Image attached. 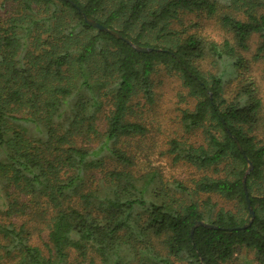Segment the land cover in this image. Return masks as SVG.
<instances>
[{"label": "trees", "instance_id": "obj_1", "mask_svg": "<svg viewBox=\"0 0 264 264\" xmlns=\"http://www.w3.org/2000/svg\"><path fill=\"white\" fill-rule=\"evenodd\" d=\"M69 1L0 0V264H264L262 102L251 78L224 94L252 37L264 58V0ZM187 15L232 42L187 33ZM162 73L193 102L166 152L201 173L191 187L128 152Z\"/></svg>", "mask_w": 264, "mask_h": 264}, {"label": "rangeland", "instance_id": "obj_2", "mask_svg": "<svg viewBox=\"0 0 264 264\" xmlns=\"http://www.w3.org/2000/svg\"><path fill=\"white\" fill-rule=\"evenodd\" d=\"M183 29L187 33H196L207 41L221 43L223 41L232 42L229 33L224 31L215 18H206L204 15H187L182 18ZM258 39L252 37L249 42V50L243 52L246 61V68L241 69V77L232 81L225 89V96L231 98L234 94L238 80L251 78L258 90V96L262 102L264 112V58L253 61L252 55L255 53ZM202 68L212 71L209 63H203ZM158 87L155 90L156 96L153 105H142L137 109V120L147 127V134L144 138L133 139L130 142L128 152L136 156V174L147 173L150 170L157 171L164 181L172 182L179 180L191 187L194 179L199 173L193 168L174 164L167 155L168 141L172 138L183 136L180 125V112L183 109H192L193 102L187 98L185 92L180 87L178 79L171 75L161 74L158 78ZM256 139L264 145V128L261 123L253 132ZM191 141H200V134L197 132L190 136ZM227 207V205H222ZM4 264L6 262L4 261ZM88 264V263H83ZM227 264H255L236 256Z\"/></svg>", "mask_w": 264, "mask_h": 264}, {"label": "water", "instance_id": "obj_3", "mask_svg": "<svg viewBox=\"0 0 264 264\" xmlns=\"http://www.w3.org/2000/svg\"><path fill=\"white\" fill-rule=\"evenodd\" d=\"M66 1L70 2V4L74 6V4H73L71 1H69V0H66ZM83 20H84V22H85L87 25L91 26L92 28L97 29V30H100V31H107V32H109V33L115 35L116 37L123 39V40L126 41L127 43L131 44L127 39L118 36L115 32L106 29V28L103 27L101 24L95 22L94 20H91V19L87 18L85 15H83ZM150 50H151V49H147V48H140V49H139V51H141V52H148V51H150ZM233 140H234V142H235L237 148L240 149V146H239V144L237 143V140H236L234 137H233ZM247 165H248V167H249L248 170H250V168H251V164H250L249 161H247ZM247 172H248V171H247ZM247 172H246V174H247ZM246 174H245V175H246ZM242 184H243V190H244V193H245V196H246L247 208H248V211H249V215L251 216V219H252V218L254 217V213H253V211H252V209H251V207H250L249 200H248V198H247V191H246V186H245V176L243 177V182H242ZM198 225H203V223H202V222H195L194 227H195V226H198ZM247 226H249V224H248ZM194 227H193V228H194ZM208 227L211 228L212 226H208Z\"/></svg>", "mask_w": 264, "mask_h": 264}]
</instances>
